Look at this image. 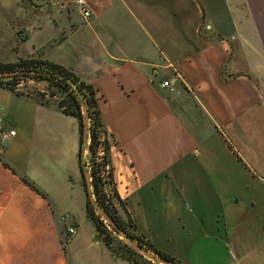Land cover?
Instances as JSON below:
<instances>
[{
  "label": "crops",
  "instance_id": "1",
  "mask_svg": "<svg viewBox=\"0 0 264 264\" xmlns=\"http://www.w3.org/2000/svg\"><path fill=\"white\" fill-rule=\"evenodd\" d=\"M68 1H29L21 55L3 63L40 57L94 86L145 241L183 264H264V0H85L88 18ZM0 118L15 131L0 153V264H65L64 226L74 250L101 240L93 224L77 232L78 121L1 85Z\"/></svg>",
  "mask_w": 264,
  "mask_h": 264
},
{
  "label": "trees",
  "instance_id": "2",
  "mask_svg": "<svg viewBox=\"0 0 264 264\" xmlns=\"http://www.w3.org/2000/svg\"><path fill=\"white\" fill-rule=\"evenodd\" d=\"M13 70L25 72L8 77H0V85L19 95H25L23 91L17 88L21 80L33 79L35 81L43 80L48 82L50 87H53L56 92H50L48 99L43 92H34V96L31 95V97L41 104L54 105L64 115L75 117L78 121L81 145L83 142V113L81 106L82 104L86 106L89 117L87 136L90 146V155L88 156L89 172L91 173L90 184L93 188L95 202L114 221L118 230L110 227L95 211L89 199V192L82 171V184L86 195L85 208L88 219L94 225L96 232L108 251L129 264H156L134 250L129 244L128 238H130L144 249L160 255L167 264H183L170 255L159 251L136 233L135 225L124 209L123 201L116 192L109 159V141L102 121L99 98L94 86L63 65L40 57L28 56L14 63L0 62V72ZM42 72L45 75L41 74ZM55 96L59 97V99H52ZM100 147H102L103 154L99 157L100 160H97ZM81 155L80 147L78 152L79 161L81 160ZM3 163L10 168L7 163ZM21 179L24 183L36 188L25 177H21ZM119 209L123 211V214L120 213ZM119 230L126 234L123 238L127 241L118 238L121 235Z\"/></svg>",
  "mask_w": 264,
  "mask_h": 264
},
{
  "label": "rangeland",
  "instance_id": "3",
  "mask_svg": "<svg viewBox=\"0 0 264 264\" xmlns=\"http://www.w3.org/2000/svg\"><path fill=\"white\" fill-rule=\"evenodd\" d=\"M29 1L32 2L33 0H0V31H2L3 35H5L4 40L3 41L0 40V62H3L7 57L17 58L19 55H21V51L19 50L22 48H20V45L18 43V36L16 37V39L14 36L16 34V31H24V27H25L24 22L25 20H27L28 18L27 16L29 14L28 12L31 10L29 8L31 6V3ZM34 1H36L35 3L40 4L46 0H34ZM24 8L26 9V16H25ZM67 9L69 11H73V13H78V8L75 5V0L68 1ZM48 11H49V7H48ZM64 12H66V9L64 10ZM44 30L49 31V27L47 26L46 28H44ZM17 88L29 96L31 95L34 96L33 95L34 92H43L46 95L47 99H48V94L50 92H56L53 87H50L48 82L43 80L40 81H35L33 79L21 80L20 83L17 85ZM52 99H59V97L55 96ZM185 102L187 106L191 107L190 99H185ZM102 154H103L102 147H100L98 149L97 160H100L99 157ZM81 160L85 174L87 175L89 171L88 151L86 149V145L83 143H82ZM90 194L92 196V201L95 200L92 187H90ZM67 217L69 222L70 218L68 215ZM63 218L65 220V217ZM71 226L76 231V226L73 225L72 223ZM91 227H93L92 222L89 220L88 223L86 224L84 223L83 226L77 229V232L78 233L84 232L87 235H89ZM67 228L68 226L66 227L64 226L62 228V235H60L62 248L66 257L65 264H110V262L111 264H118V263L128 264L127 262L123 261V259L107 251L108 249L105 247L102 240L93 242L91 245H88L86 247L78 246L77 249L74 250L73 245L69 244L70 235L67 232ZM98 238H100L99 235ZM118 238L123 241H127L121 235H119ZM105 251L106 253L108 252L107 253L108 255L111 254L113 257L111 258V256H108L110 258H106L104 255ZM110 259H112V261ZM114 261H118V262L115 263ZM151 261L153 263L159 264L153 260Z\"/></svg>",
  "mask_w": 264,
  "mask_h": 264
},
{
  "label": "water",
  "instance_id": "4",
  "mask_svg": "<svg viewBox=\"0 0 264 264\" xmlns=\"http://www.w3.org/2000/svg\"><path fill=\"white\" fill-rule=\"evenodd\" d=\"M25 71H21V70H13V71H5V72H0V77H8V76H11V75H16V74H22L24 73ZM41 74H44L45 73H41ZM81 109H82V113H83V135H82V138H83V141H84V144L86 145V149L88 151V156L90 155V146H89V142H87V132H88V120H89V117H88V112H87V109H86V106L84 104H82L81 106ZM83 176H84V180H85V183H86V187H87V190L89 192V199L95 209V211L110 225V227L112 228H115L118 230L116 224L114 223V221L98 206V204L95 202V200L92 201V196L90 194V187H92V185L90 184V180H91V173L88 171V174L86 175L85 174V171H83ZM120 231V234L122 237H125L126 234L124 232H122L121 230ZM97 238H98V235H97ZM128 241H129V244L131 245V247L136 250L137 252H139L141 255H143L144 257L150 259V260H153L159 264H167V262L165 260H163L160 255L152 252V251H149V250H146L144 249L143 247L139 246L138 244H136L132 239L128 238Z\"/></svg>",
  "mask_w": 264,
  "mask_h": 264
},
{
  "label": "built area",
  "instance_id": "5",
  "mask_svg": "<svg viewBox=\"0 0 264 264\" xmlns=\"http://www.w3.org/2000/svg\"><path fill=\"white\" fill-rule=\"evenodd\" d=\"M75 5L77 6L79 12L81 13V15L84 18H88L90 16V11L87 8L86 2L85 0H75ZM162 86L164 87H170V84L168 81H163L162 82ZM170 89L172 90V88L170 87ZM3 122V119L0 118V124ZM15 135V131L14 130H9V131H0V153L2 152L3 148L5 147L6 143L8 142V140ZM67 232L69 235L74 233V228L73 227H68L67 228ZM233 264H237V263H233Z\"/></svg>",
  "mask_w": 264,
  "mask_h": 264
}]
</instances>
